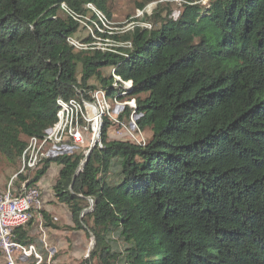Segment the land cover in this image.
I'll list each match as a JSON object with an SVG mask.
<instances>
[{
    "label": "trees",
    "instance_id": "1",
    "mask_svg": "<svg viewBox=\"0 0 264 264\" xmlns=\"http://www.w3.org/2000/svg\"><path fill=\"white\" fill-rule=\"evenodd\" d=\"M109 1L0 0V155L18 160L55 122L58 98L120 95L113 76L132 82L118 98L135 100L149 138L111 137L105 120L84 167L88 147L16 172L14 185L60 167L52 191L67 228L95 241L78 264H264V0H185L176 20L158 5L141 18L150 30L120 35L131 44L122 54L75 51L66 38L78 25L60 5L91 3L111 19ZM31 223L13 239L33 243Z\"/></svg>",
    "mask_w": 264,
    "mask_h": 264
},
{
    "label": "built area",
    "instance_id": "2",
    "mask_svg": "<svg viewBox=\"0 0 264 264\" xmlns=\"http://www.w3.org/2000/svg\"><path fill=\"white\" fill-rule=\"evenodd\" d=\"M205 2L206 0H201V3ZM170 3L175 7L170 18L176 20L180 15L181 5L187 2L172 0ZM60 9L78 25L79 35L74 36L76 32L68 36L66 42L79 52L122 54L120 50L129 48L131 44L129 41L121 40L120 35L136 28L147 30L152 28L150 22L141 21L144 13H148L146 8L138 10L134 17H130L122 24H115L91 3L85 5L84 12H76L64 3L60 5ZM113 78L112 85L118 89L120 95L110 97L104 90L96 89L88 100L82 97L68 100L58 98L55 122L46 128L40 137L28 139L18 159L17 173L36 170L43 159L79 154L86 147H102L101 132L105 120L114 127L116 135L122 136L115 138L144 145L146 140L138 124L142 114L136 112L135 100L118 98L126 94L125 90L131 88L132 82L123 81L118 76ZM16 175L11 176L4 188L0 189V258L5 264H43V257L34 243L22 244L13 239V231L16 228L25 226L35 218L40 228L44 220L41 213L43 203L40 188L38 186L25 188L24 184L20 187L15 186L13 179ZM94 247L95 241L91 250H88L87 258L91 257ZM47 252L48 259L51 260L55 250L47 249Z\"/></svg>",
    "mask_w": 264,
    "mask_h": 264
},
{
    "label": "crops",
    "instance_id": "3",
    "mask_svg": "<svg viewBox=\"0 0 264 264\" xmlns=\"http://www.w3.org/2000/svg\"><path fill=\"white\" fill-rule=\"evenodd\" d=\"M59 169L60 167L56 170L55 179ZM49 171L50 167L47 173ZM53 175L54 172L52 171L51 176ZM54 182L44 177L40 180V183H37V186L42 193L43 210L51 220V223L57 228L44 227V230L40 232L36 227L35 221H33L32 226L29 227V232L33 236V243L39 248L45 244L50 247L49 249L55 250L53 258L56 264H78L85 257L87 239L88 237L90 238L91 233L84 228H67L72 226L71 215L65 205L56 201L52 191ZM87 201L90 204L89 199Z\"/></svg>",
    "mask_w": 264,
    "mask_h": 264
},
{
    "label": "rangeland",
    "instance_id": "4",
    "mask_svg": "<svg viewBox=\"0 0 264 264\" xmlns=\"http://www.w3.org/2000/svg\"><path fill=\"white\" fill-rule=\"evenodd\" d=\"M172 0H110L109 1V12L111 15V19L115 24H122V22H124L127 18L129 17H134L137 13V11L140 9V6L145 7L146 11L148 12L147 14H151L153 12V9L157 8L159 5V9L161 10V17L164 16V14L169 11V9H171L170 11L172 12V10H174V6L171 5ZM170 7V8H168ZM172 7V8H171ZM79 33L77 32L74 36H78ZM213 40H216V37H213ZM101 75L104 77H107L110 75L111 73V68H104L100 71ZM80 72L79 70L77 71V78H79ZM89 84H96V79L95 77L91 78L89 80ZM109 136L111 137H122V136H118L116 135V132L113 131V128L109 131ZM150 136V132L148 130L143 131V138H145V140H147ZM125 138V137H123ZM84 149V148H83ZM82 149V150H83ZM89 149V148H88ZM87 153V152H86ZM58 165L57 164H51L50 166V171L44 176L45 178H47L49 181L54 182L55 180V173L56 170L58 169ZM19 169V162L18 160L14 159V163H11L6 157L0 155V189L4 188V186L7 184V182L9 181L10 177L13 176ZM116 169H113L112 171H115ZM54 172V175L51 176V172ZM43 177V178H44ZM42 178V179H43ZM41 179V180H42ZM116 177L113 175L109 174V178L108 180H110L111 182H115L116 181ZM40 183V181H39ZM42 196V193H41ZM41 202H43V200L41 199ZM90 206V204H89ZM89 209V208H88ZM88 209H86L85 211H87ZM84 211V212H85ZM44 212L43 210V205L41 207V213ZM43 215V213H42ZM33 221H35L36 223V227L38 228V230L40 232H42L44 230V220L43 223L41 225V227L39 228V222L38 220L32 219V223H34ZM32 223L30 224L29 227L32 226ZM72 229V228H70ZM76 229V228H75ZM92 237L90 236V238L88 237L87 241V248L85 250V257H83L81 260H83L84 258H87V254H88V250H91L92 247V243L94 242V239H91ZM118 247L120 246V242L118 241ZM36 245V244H35ZM36 247L38 248V252L41 253L42 257H43V264H56L54 261V258H52L51 260L48 259V252L47 249H49L50 247L43 244V246L41 248H39L37 245ZM0 264H5V262L3 261L2 258H0ZM92 264H95V260H92Z\"/></svg>",
    "mask_w": 264,
    "mask_h": 264
},
{
    "label": "water",
    "instance_id": "5",
    "mask_svg": "<svg viewBox=\"0 0 264 264\" xmlns=\"http://www.w3.org/2000/svg\"><path fill=\"white\" fill-rule=\"evenodd\" d=\"M93 148H94V146H92V147H90V148L88 149V151H87V153H86V155H85V157H84V160L80 163L81 167H84V166L87 164V161H88V159H89V156H90V154H91ZM77 175H78V172L75 174V177H76ZM75 177H74V178H75ZM89 201H90V207H89V209H88L87 211L83 212L82 214L90 213V212L93 210L94 205H95V201H94L93 199H91V198H89Z\"/></svg>",
    "mask_w": 264,
    "mask_h": 264
},
{
    "label": "bare ground",
    "instance_id": "6",
    "mask_svg": "<svg viewBox=\"0 0 264 264\" xmlns=\"http://www.w3.org/2000/svg\"><path fill=\"white\" fill-rule=\"evenodd\" d=\"M134 31V30H133ZM126 97V96H125ZM143 132V131H142ZM81 215H83L82 213H81Z\"/></svg>",
    "mask_w": 264,
    "mask_h": 264
}]
</instances>
